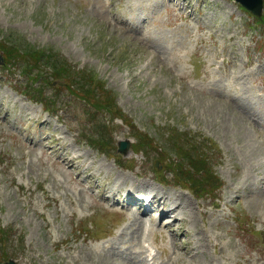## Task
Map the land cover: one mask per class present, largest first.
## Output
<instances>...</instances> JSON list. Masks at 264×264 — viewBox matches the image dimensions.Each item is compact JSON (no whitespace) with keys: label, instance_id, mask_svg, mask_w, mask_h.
Instances as JSON below:
<instances>
[{"label":"rangeland","instance_id":"1","mask_svg":"<svg viewBox=\"0 0 264 264\" xmlns=\"http://www.w3.org/2000/svg\"><path fill=\"white\" fill-rule=\"evenodd\" d=\"M0 56V264H264V8L0 0Z\"/></svg>","mask_w":264,"mask_h":264},{"label":"water","instance_id":"2","mask_svg":"<svg viewBox=\"0 0 264 264\" xmlns=\"http://www.w3.org/2000/svg\"><path fill=\"white\" fill-rule=\"evenodd\" d=\"M236 1L242 4V6H244L247 10L252 12L254 15L258 17L262 15L263 0H236ZM1 59L2 57L0 56V60ZM118 146H119L118 149L119 153L123 155H127L130 150L131 144L128 140H125V141H120ZM6 264H16V263L12 260H8Z\"/></svg>","mask_w":264,"mask_h":264},{"label":"trees","instance_id":"3","mask_svg":"<svg viewBox=\"0 0 264 264\" xmlns=\"http://www.w3.org/2000/svg\"><path fill=\"white\" fill-rule=\"evenodd\" d=\"M55 66V65H54ZM53 71H56V69H54V67H50ZM26 79L25 83H29L31 85L35 84L36 81H32L31 79H28V77L26 75H23ZM69 80V79H68ZM33 91V93H32ZM36 91L33 90V88L30 89V86L28 87V89H25L23 88L22 89V93L25 94L29 99L35 101V102H39V103H42L44 108L51 111L52 108L48 105V102L47 100L43 97V96H40L39 94L35 93ZM198 161V160H197ZM199 164L201 163L200 161H198ZM202 172V177H205V176H208V173L206 172V170L202 169L200 170V173ZM175 174V173H174ZM176 175V174H175ZM177 176V175H176ZM178 177H181L179 174H178ZM179 179V182L183 183V184H187L188 182L187 181H184L180 178ZM187 182V183H186ZM203 186V185H202ZM187 189H189L190 191H195L196 189L190 185L188 186L187 185Z\"/></svg>","mask_w":264,"mask_h":264},{"label":"bare ground","instance_id":"4","mask_svg":"<svg viewBox=\"0 0 264 264\" xmlns=\"http://www.w3.org/2000/svg\"><path fill=\"white\" fill-rule=\"evenodd\" d=\"M244 119V118H243ZM242 121V120H241ZM144 179V178H142ZM138 183V182H136ZM140 183V182H139ZM136 188V187H135ZM159 197V196H158ZM177 199H180L181 200V203L178 204V200ZM159 200H161V205L165 208H168L167 211L163 212L164 215L166 214H171L172 217L175 218V220H178L177 218H179V214L181 213V211H183L184 214H186V211H185V205L188 204L187 203H183V199L181 197H178V198H174V201L173 203H175V205L173 207H170L168 206V202L164 199V198H159ZM170 200V199H169ZM172 202V201H171ZM190 207H192L191 209H194V207L192 206V204L190 203ZM147 211L144 212V214H146ZM176 217H175V216ZM179 241V240H178ZM190 245V244H189ZM189 249V248H188ZM196 250V249H195ZM182 256V255H181Z\"/></svg>","mask_w":264,"mask_h":264}]
</instances>
